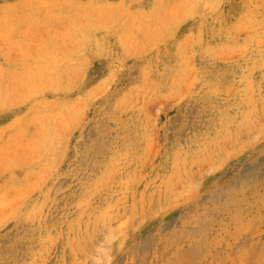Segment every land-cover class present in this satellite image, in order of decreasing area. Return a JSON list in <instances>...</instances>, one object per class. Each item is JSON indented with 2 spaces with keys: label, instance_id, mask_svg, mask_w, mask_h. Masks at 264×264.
<instances>
[{
  "label": "rangeland",
  "instance_id": "1",
  "mask_svg": "<svg viewBox=\"0 0 264 264\" xmlns=\"http://www.w3.org/2000/svg\"><path fill=\"white\" fill-rule=\"evenodd\" d=\"M0 264H264V0H0Z\"/></svg>",
  "mask_w": 264,
  "mask_h": 264
}]
</instances>
